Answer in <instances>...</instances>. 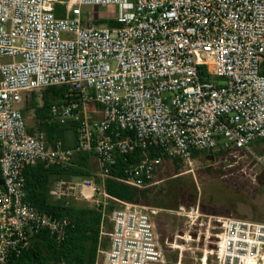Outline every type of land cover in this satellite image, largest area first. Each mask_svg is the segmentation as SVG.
I'll return each instance as SVG.
<instances>
[{
    "label": "built area",
    "instance_id": "obj_1",
    "mask_svg": "<svg viewBox=\"0 0 264 264\" xmlns=\"http://www.w3.org/2000/svg\"><path fill=\"white\" fill-rule=\"evenodd\" d=\"M58 3L65 17L56 16ZM84 6L116 7L117 25L86 19ZM51 87L65 88L49 118L77 125L73 147L32 134L22 112L25 96ZM259 140L264 0H0V264H11L42 232L63 242L71 226L27 201L29 168L69 169L94 156L104 203L89 181L81 187L94 195L80 196L96 201L105 218L108 201H117L105 181L118 154L143 152L119 181L146 190L167 160L250 152ZM253 156L264 165V156ZM78 186L58 180L49 194L68 199ZM119 203L102 264H166L151 215ZM212 257L202 264H264V223L224 219Z\"/></svg>",
    "mask_w": 264,
    "mask_h": 264
},
{
    "label": "rangeland",
    "instance_id": "obj_2",
    "mask_svg": "<svg viewBox=\"0 0 264 264\" xmlns=\"http://www.w3.org/2000/svg\"><path fill=\"white\" fill-rule=\"evenodd\" d=\"M59 1L77 3L78 0ZM82 10L86 19L94 23L103 20L113 22L118 16V10L113 6H84ZM217 83L224 82L217 80ZM42 104L43 91L24 97L21 107L29 130L32 134H43L52 146L60 143L66 148L73 147L77 132L57 134V141L51 143L48 133L41 130L44 122L36 118V110ZM251 152L263 157L264 140L252 144L250 152L229 155L219 149L197 155L188 162L167 160L159 168L153 184L135 205L151 215L166 264H202L205 258L210 261L224 219L264 223V165ZM80 170L90 176L79 177L77 184L84 186L85 181L91 182L97 189L94 193L96 198L103 204L104 198L98 191L102 179L96 158H90L86 165L80 166ZM81 205L95 208L92 201ZM109 217L107 213L101 234L103 246L96 264H102L110 248L112 225Z\"/></svg>",
    "mask_w": 264,
    "mask_h": 264
},
{
    "label": "trees",
    "instance_id": "obj_3",
    "mask_svg": "<svg viewBox=\"0 0 264 264\" xmlns=\"http://www.w3.org/2000/svg\"><path fill=\"white\" fill-rule=\"evenodd\" d=\"M55 14L58 18L65 17L66 14L61 3L56 4ZM98 24H108L113 27L117 25L114 21L107 22L106 20L100 21ZM64 91L63 87H51L44 90L43 104L36 110V118L44 122L41 130L48 133L51 143L57 141L58 138L55 135L68 131L76 133L77 130V125L73 123L61 125L52 122L49 118L50 107L62 98ZM22 112L26 116L23 108ZM29 131L31 132V130ZM220 152L224 153L222 150ZM200 154L203 153H195L193 157ZM159 155L160 152L157 149H150L151 157ZM92 157L88 154L80 156L76 165L69 169L36 166L26 170L27 201L43 213L57 218H69L71 226L66 239L61 243L52 238L48 232H42L35 236L29 248L19 257L14 258L11 264H96L103 246L101 234L106 218L96 208L76 207L65 201H54L49 194L55 180L90 176L88 172L80 170V166L86 165ZM142 157V151L116 156V162L110 170V177L105 181L106 192L111 198L123 203H139L140 197L145 195L147 189L138 190L119 180L124 179L126 169L140 161ZM117 201H108V214L121 205Z\"/></svg>",
    "mask_w": 264,
    "mask_h": 264
},
{
    "label": "crops",
    "instance_id": "obj_4",
    "mask_svg": "<svg viewBox=\"0 0 264 264\" xmlns=\"http://www.w3.org/2000/svg\"><path fill=\"white\" fill-rule=\"evenodd\" d=\"M78 178L79 177H73L72 179L66 180V181H68L71 184H77ZM58 180H65V179H58ZM77 190H78V193H76L75 196H71L68 199H64V200H60V201H65L67 204H72L76 207H83L84 208V206H82L81 204H88L90 201L89 202L84 201L80 196V192L83 190L84 193H87L90 196H92L94 194L90 188H82L80 185L78 186ZM52 200H54V199L52 198ZM54 201H56V200H54ZM95 202L93 201V203H95Z\"/></svg>",
    "mask_w": 264,
    "mask_h": 264
}]
</instances>
